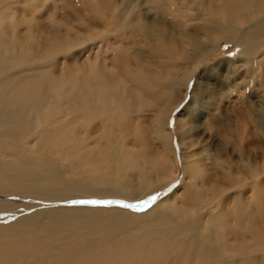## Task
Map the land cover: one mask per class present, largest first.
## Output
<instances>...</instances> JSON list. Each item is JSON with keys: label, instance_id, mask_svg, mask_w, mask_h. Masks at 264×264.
Wrapping results in <instances>:
<instances>
[{"label": "bare ground", "instance_id": "bare-ground-1", "mask_svg": "<svg viewBox=\"0 0 264 264\" xmlns=\"http://www.w3.org/2000/svg\"><path fill=\"white\" fill-rule=\"evenodd\" d=\"M88 1L33 41L0 0V264H264V0ZM236 39L212 65L237 95L200 86Z\"/></svg>", "mask_w": 264, "mask_h": 264}, {"label": "rangeland", "instance_id": "rangeland-1", "mask_svg": "<svg viewBox=\"0 0 264 264\" xmlns=\"http://www.w3.org/2000/svg\"><path fill=\"white\" fill-rule=\"evenodd\" d=\"M10 1H13V2L16 1V2L20 3L21 0H10ZM40 1H38V0H26V1H23V3H20L18 6H15L16 11L14 12V17L16 19L20 20V22L16 25L15 31L18 32L19 36L24 38L26 35H29L31 40L36 41L35 39L39 40V39L46 38L44 35H46L47 33L43 32V31L54 30V28H55V30H57L59 32H65V31L71 32L73 30L72 31V33H73L74 29L83 28V26H85L83 24V21L80 22L81 19L83 18L82 14H85V12H87V11L90 14L91 10L93 9L91 7H90L91 10L89 9V5H88L89 1L88 0H40ZM83 1L86 4H82ZM92 12H93V10H92ZM32 18H34V20L31 24H29L28 21H30ZM74 18H77L79 22L77 20H75ZM24 20H26V21H24ZM99 22L101 24L105 23L104 19H101V18H100ZM24 34H25V36H24ZM82 34H83V32L79 35H82ZM22 40L24 41V39H22ZM242 48H244V47L237 45V39L233 40V41L222 42L218 47L219 51L217 50V52L212 54L206 60V65L210 66V69H209L210 71L208 72V76H206V78L202 77V82L198 78V81L201 82L200 86H202L203 83H207V87L210 88L211 92H215L221 96L226 95L229 92V90H232L230 88V85L228 84L229 80H231V79L224 78L225 74H227L228 72L229 73L231 72L230 67H227V68L224 67V68L217 69V68H214V66L212 64L215 63L216 61H218L219 59L235 58L239 54V52L242 51ZM93 51H94V49L90 53H88L89 55L88 54L83 55V52L79 53L81 55L80 60H84V61L86 60V62L89 59L92 60L93 59V53H92ZM118 52H119L118 45L116 43H113V41L111 40V46H109L106 49V51L103 52V54L100 53L99 58L100 59L102 58L104 60L103 56H105V58L107 57L105 62H106V64H108L110 66V65H112L110 62L112 55L114 56ZM87 57H89L88 60H87ZM66 62H67V60H66ZM87 63H89V62H87ZM67 69H68V67H67ZM67 69L65 67L61 71L64 72L65 74H67V71H66ZM244 74L246 75V73H244ZM236 80H238V78ZM238 81L240 82V79ZM189 85H191L190 88L191 87L193 88L194 81H192V84H189ZM247 89L249 90V92H251V101H253V102H258V100H259L258 97L263 96V92H262V90L258 89L255 80H254L253 84L248 86ZM231 95H232V98H234L237 95V92L232 90ZM228 100L229 99L227 97L222 98V102L220 104L221 107H224L225 105H227ZM229 107H231V105H229ZM255 107H259V106H255ZM172 113L173 114L168 117V122H169V125L171 127V130L174 132L175 127H176V125H175L176 121L175 120L177 118V112L175 110H173ZM249 117L252 119L251 116H249ZM250 118H249L250 121L248 122V124H249V128H250L251 132H253L251 135V138L254 136L253 142H255L254 140L257 139L258 135H255V132H256L255 125L252 122L253 119L251 120ZM234 127H236V123L234 124ZM208 135L209 134L204 136V140H207L208 141L207 143H209V144H207L208 146L205 145L206 148L209 149V152L212 153L213 151H215V149H220V147L222 150L223 145L221 143H219L220 142L219 138L217 136L215 137L214 135H211V136H208ZM259 135H261V134H259ZM208 137H210L211 139L210 138L208 139ZM177 143L178 142H175L176 145H177ZM219 144H220V146H219ZM258 149H260L259 145H258V147L256 145L251 146V148H250L251 157L257 156V154L259 153ZM229 157L233 161H235L236 164L238 162H240L238 165V166H240L241 159L235 153H233L232 156L229 155ZM237 207H238V205H237ZM260 207H264V204ZM256 218L258 220V217H256ZM263 223H264V221H263Z\"/></svg>", "mask_w": 264, "mask_h": 264}, {"label": "snow or ice", "instance_id": "snow-or-ice-1", "mask_svg": "<svg viewBox=\"0 0 264 264\" xmlns=\"http://www.w3.org/2000/svg\"><path fill=\"white\" fill-rule=\"evenodd\" d=\"M156 199L155 196H150L147 200L139 202L138 205H132L125 203L124 201L120 200H97V199H78V200H67L64 203L67 204H88V205H120L125 208H133L136 211H142L144 209V206L149 205L151 202H154Z\"/></svg>", "mask_w": 264, "mask_h": 264}]
</instances>
